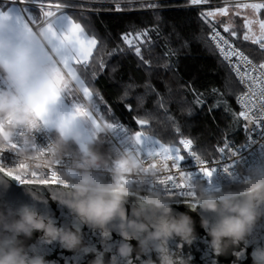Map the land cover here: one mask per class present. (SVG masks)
I'll list each match as a JSON object with an SVG mask.
<instances>
[{"label":"clouds","instance_id":"1","mask_svg":"<svg viewBox=\"0 0 264 264\" xmlns=\"http://www.w3.org/2000/svg\"><path fill=\"white\" fill-rule=\"evenodd\" d=\"M63 47L75 50L72 41ZM48 56L55 59L45 35L0 18V157L11 154L10 162L0 159V264H55L44 251L53 244L91 256L87 264H192L183 251L198 239L192 211L215 256L264 264V160L219 186L185 177L190 203L179 211L162 182L170 162L115 143L111 126L88 120L90 102L79 111L65 108L73 81ZM49 130L41 144L39 136ZM127 143L134 145L135 136ZM50 172L54 184L44 183ZM14 176L28 181L21 183L25 201L3 198ZM49 200L66 208L77 227L40 211L37 205ZM82 227L95 231L98 241H87ZM35 233L38 243H29Z\"/></svg>","mask_w":264,"mask_h":264},{"label":"trees","instance_id":"2","mask_svg":"<svg viewBox=\"0 0 264 264\" xmlns=\"http://www.w3.org/2000/svg\"><path fill=\"white\" fill-rule=\"evenodd\" d=\"M211 1L219 3L223 0ZM152 2L161 5L158 10L159 21L155 20L153 10L140 8L138 2L131 5L124 3L123 10L118 12L114 10L115 5L111 0H45L46 4L74 5L71 7L74 10L68 13L82 24L89 35L97 38L101 49L99 58L107 66L91 82V89L103 97L115 118L133 134L138 130L147 133L148 129H153L151 135L155 138L163 143H174L178 147L180 139L188 138L193 141L191 150H196L198 154H212V159L217 157L216 149L223 146L225 138L237 146L242 145L247 132L241 118L239 121L233 120L231 114L225 112L223 104L213 107L218 99L213 94V89L224 91L226 78L230 73L226 64L221 63L216 50H210L208 28L198 18V13L204 10L190 7L187 0ZM33 12L39 14V10L33 9ZM259 14L264 18V10ZM216 19L227 21L224 16H217ZM154 25L159 28V37L153 32L151 53L144 51L145 59L151 61L150 69L139 65L132 52L113 53L118 45L126 48L120 39L122 33ZM242 37L237 45L249 59L255 63L264 60V53L250 41H243ZM232 39L236 41L235 38ZM165 52L172 54L165 56ZM95 66L94 64L93 67ZM231 79L235 82V91L228 92L223 99L232 112L238 113L240 109L237 107L236 95L242 88L234 73L231 74ZM128 84H133L134 87L128 89V96L121 100ZM146 85L151 88L146 90ZM192 89L202 95L203 105L195 102ZM137 97L142 98V103ZM161 98L164 100L166 113L157 104V100ZM125 104L131 105V111L124 107ZM149 116L150 126L141 127L134 119ZM176 126L179 127L178 132Z\"/></svg>","mask_w":264,"mask_h":264},{"label":"snow or ice","instance_id":"3","mask_svg":"<svg viewBox=\"0 0 264 264\" xmlns=\"http://www.w3.org/2000/svg\"><path fill=\"white\" fill-rule=\"evenodd\" d=\"M115 5V11H122V4L131 5L138 2L140 8H148L153 10L156 21L160 20L158 10L161 5L152 0H111ZM190 5H200L208 3V0H187ZM38 6L39 14L33 12V7ZM74 7L68 3H56L55 5L48 3L45 0H4L0 3V18H7L18 28L27 29L28 31H38L41 35H45L49 48L55 55L48 56L49 62L59 63L67 71L73 83L66 92L67 104L64 105L69 111L75 109L80 110V105L84 102H90L92 111L88 114V120L92 124H98L103 121L113 129L114 140L122 147H132L140 152L146 158L159 157L170 162L171 170L166 178L162 181L166 187V192L170 196H174L178 203H190L187 199L191 193L187 191L185 177L188 179L205 180L210 186L214 185L212 178L217 172L222 173L229 179H235L238 162L241 160V154L238 150H234L231 142L226 138L223 142V147H217L216 152L220 155L213 160L212 154L190 150L187 155H182L181 148L174 143H163L153 135H148L144 131H136L134 134L124 127L112 114V109L107 105L98 92L91 89V82L97 78L100 72L106 68V63L100 59V45L94 35H89L81 23L77 22L65 9ZM251 9L255 14L264 9V0L260 3H243L236 5V15H239V9ZM98 11V9H96ZM229 10L224 7H217L214 10L200 11L198 18L208 28V42L210 50L214 48L220 57L221 63L226 64L229 69V77L226 78L225 90L213 89V94L218 97L217 102L213 107L224 106L225 112L231 114L233 120L239 121L243 118L244 128L246 132L254 131L249 125L259 127L262 131L258 136L264 140V60L260 63H254L249 59V56L241 50L237 43L239 42V28L232 26V17L228 15ZM83 15V13H81ZM217 16H227V21L216 20ZM258 24L259 34L253 31V25ZM134 27V26H133ZM222 28L223 33L218 30ZM243 28L246 29L243 33L242 40L250 41L253 45H258L259 50L264 53V19H248L245 18ZM155 32L159 37L158 26L151 28H134V31L121 34V41L126 48L119 45L113 49L115 52H132L137 58L138 64L146 68H151V61L145 59L144 51L151 53L153 42L151 40L152 33ZM237 38L233 41L232 38ZM64 41H72L75 45V50L71 53L65 51ZM95 50V52H94ZM112 53H109L111 55ZM171 52H165V56H170ZM96 65L95 68L93 65ZM234 73L236 80L243 89L236 95V102L240 106L238 113L232 112L224 96L228 92L235 91V82L231 79V74ZM3 82H0L2 84ZM134 87L133 84H128L125 87L123 95L120 97L124 100L128 96V89ZM146 90L150 89V85H146ZM190 87V86H189ZM75 89L76 91H73ZM195 96V102L203 105L204 100L202 95L192 89ZM158 95V94H157ZM142 103V98L137 97ZM157 104L160 108L167 112L164 108V100L158 99ZM103 106V107H101ZM124 107L131 111V105L125 104ZM212 108L209 109L211 111ZM191 111V108L188 109ZM136 124L150 126L151 117L134 118ZM171 120V117H168ZM110 120L111 122H106ZM176 131L179 127L176 126ZM135 136L136 143L129 145L127 143L129 137ZM179 143L183 145L185 150L191 149L193 141L188 138L180 139ZM255 141L249 140L247 147ZM243 147V146H242ZM239 156V159H235ZM227 157V159H225ZM3 159V157H0ZM191 160L194 163L184 165L186 160ZM215 166H212V165ZM14 179L20 183L28 181L19 176H14ZM47 184L56 183L54 173H49V179L44 181ZM219 186V185H215Z\"/></svg>","mask_w":264,"mask_h":264},{"label":"water","instance_id":"4","mask_svg":"<svg viewBox=\"0 0 264 264\" xmlns=\"http://www.w3.org/2000/svg\"><path fill=\"white\" fill-rule=\"evenodd\" d=\"M41 187V194L47 196V190L45 186ZM25 185L16 182L14 178L11 179V186L7 192L3 194V198L9 201L21 202L28 199L24 193ZM37 207L40 211L51 214L58 224L66 225L68 227H77L73 223L71 213L64 207L59 206L57 203L49 200L47 205L38 204ZM179 211H186L187 206L184 203L174 205ZM193 219L196 221V231L198 239L191 246H184L183 251L186 254H191L193 257L192 264H231L232 260L235 259L233 256H215L211 249L207 246V235L204 229L199 226V216L196 211L190 212ZM85 239L89 242H97L98 235L95 231L83 228ZM39 233H35L32 240L29 243H38ZM260 238L264 239V230L260 233ZM135 243V242H133ZM48 254L46 259L54 261L55 264H87V260L92 257L82 258L77 256L75 253L62 249L58 245H49L44 249ZM251 248H248V252ZM241 264H251L250 257L241 262Z\"/></svg>","mask_w":264,"mask_h":264},{"label":"built area","instance_id":"5","mask_svg":"<svg viewBox=\"0 0 264 264\" xmlns=\"http://www.w3.org/2000/svg\"><path fill=\"white\" fill-rule=\"evenodd\" d=\"M260 2H262V0H223V1H220L219 3L218 2H213L211 0H208V3H206V4L190 5V7L202 8L204 11H206L207 9L215 8V7H219V6H226V5L234 6V5L242 4V3L251 4V3H260ZM218 30L221 31L222 34H224L222 28H218ZM224 35H226V34H224ZM256 46L258 47V45H256ZM243 87L244 86L241 85L242 89H243ZM237 107H239V109H240V106L238 104H237ZM241 120L243 121V118H241ZM243 124H244V121H243ZM124 127L126 129H129L126 125H124ZM249 127L250 128H254L255 130L250 132V133L247 132V138H246L245 142L242 145H238L237 146L233 141H230L231 142V146L233 147V149L234 150H238L239 153L241 154V157H242L241 160L238 162V166H237V169H236V175H238V176L248 166L256 163L258 160H264V140H262L258 136V133H260L262 130L259 127H256V126H253V125H249ZM49 139H50V131L43 132L39 136V142L41 144H45ZM111 139L115 143H117L114 140L113 134L111 135ZM249 140L255 141L256 143H253V144H251L250 146L247 147L246 145L248 144ZM182 149H183L182 150V155H185V156L187 155V152L191 150V149L185 150L184 148H182ZM219 155L220 154L218 153L217 157ZM216 158H214L213 160H215ZM225 159H227V157H225ZM235 159H239V156L236 157ZM3 160L5 162H10L11 161V154H7L6 153L5 156L3 157ZM192 163H194V162L189 159V160H186L184 162V165H189V164H192ZM212 166H215V165L213 164ZM212 180H213V184L214 185H221V184L230 182V179L225 177L220 172H217L214 175V177L212 178ZM16 182L20 183L18 180H16Z\"/></svg>","mask_w":264,"mask_h":264},{"label":"rangeland","instance_id":"6","mask_svg":"<svg viewBox=\"0 0 264 264\" xmlns=\"http://www.w3.org/2000/svg\"><path fill=\"white\" fill-rule=\"evenodd\" d=\"M9 2H11V0H9ZM0 3H4V0H0ZM53 5H55V4H53ZM220 7H224V8L229 10L228 15L232 17V26L239 28V36L243 32V29H244L243 28V22H244L245 18H248V19H261V17H262V16L260 17V15H259L260 11L255 13V14H253L251 9H244V8H240L239 9V15H236V5H234V6L226 5V6H220ZM215 8H217V7H215ZM215 8H210V9H207L206 11L214 10ZM33 9L39 10L38 6L33 7ZM65 10L66 11H73L74 9L67 8ZM246 13H250V15H246ZM220 17H223V16H220ZM224 17L226 18L227 16H224ZM227 19H228V17H227ZM252 27H253V31L258 35L259 34V26H258V24H254ZM235 40H237V38H235ZM180 148H181V152H182L183 145L180 144Z\"/></svg>","mask_w":264,"mask_h":264},{"label":"crops","instance_id":"7","mask_svg":"<svg viewBox=\"0 0 264 264\" xmlns=\"http://www.w3.org/2000/svg\"><path fill=\"white\" fill-rule=\"evenodd\" d=\"M261 11V10H260ZM248 12V11H247ZM260 13V12H259ZM246 15H250V13H246ZM260 15V14H259ZM260 17H261V15H260ZM261 19H263L262 17H261ZM244 31H246V29L245 30H243V33H244ZM241 36H243V34H240V36H239V39L241 38Z\"/></svg>","mask_w":264,"mask_h":264}]
</instances>
